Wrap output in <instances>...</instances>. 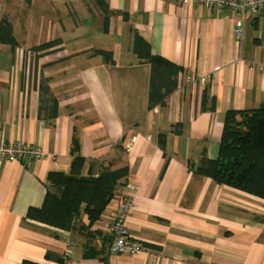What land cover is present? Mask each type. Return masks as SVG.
<instances>
[{
    "label": "crops",
    "instance_id": "1",
    "mask_svg": "<svg viewBox=\"0 0 264 264\" xmlns=\"http://www.w3.org/2000/svg\"><path fill=\"white\" fill-rule=\"evenodd\" d=\"M107 5L108 25L94 0H0L19 45L12 53L0 43V142L45 154L0 164V264H58L48 254L70 264H103L102 256L109 264H264V200L191 170L203 156L217 159L228 111L264 107V12L165 0ZM136 35L151 55L183 68L158 104H150L151 66L134 52ZM74 135L85 174L100 161L128 165V179L89 233L25 223L44 203L48 174L70 172ZM125 197L133 199L129 232L146 249L111 255L110 227ZM82 222L89 225L87 216Z\"/></svg>",
    "mask_w": 264,
    "mask_h": 264
},
{
    "label": "trees",
    "instance_id": "2",
    "mask_svg": "<svg viewBox=\"0 0 264 264\" xmlns=\"http://www.w3.org/2000/svg\"><path fill=\"white\" fill-rule=\"evenodd\" d=\"M94 1L105 14L108 25L111 14L108 13L107 0ZM0 43L8 44L12 53L19 46L8 15L0 18ZM57 44L59 41L56 40L34 47L31 51L39 54L41 51L51 50ZM133 49L140 60L151 66L150 104L164 101L176 89L178 76L183 68L151 55L150 45L139 35L135 36ZM95 55L104 57L107 61L113 58L112 52L103 50L96 51ZM112 62L114 63L113 60ZM207 101L208 95L204 94L203 103L206 105ZM211 105H215L214 98H211ZM72 146L73 162L70 172L48 174L44 203L40 208L28 210L25 223H40L61 231H73L79 225L81 232L85 230L89 233L102 220L103 213L115 199L117 187L128 179V165L113 169L100 161L88 163L89 170L85 174L87 160L80 154L76 135L73 136ZM97 166L100 170L95 173ZM191 170L195 175L209 178L220 186L240 190L264 200V107L258 110L228 111L217 159L203 156ZM84 216L88 218V226L82 222ZM47 259L58 264L65 262V258L54 254H48ZM99 259L103 264H109L106 257ZM22 264L41 263L24 261Z\"/></svg>",
    "mask_w": 264,
    "mask_h": 264
},
{
    "label": "built area",
    "instance_id": "3",
    "mask_svg": "<svg viewBox=\"0 0 264 264\" xmlns=\"http://www.w3.org/2000/svg\"><path fill=\"white\" fill-rule=\"evenodd\" d=\"M175 1L181 5H197L208 11L229 10L233 13H241L245 16H258L264 12V0H165ZM244 20L236 22V34L242 37ZM264 74V66H261ZM43 150L37 145L22 143H5L0 142V164L11 162H31L41 160L44 157ZM118 211L110 227L112 241L109 246L111 255H119L122 253L139 254L146 249L143 243L135 239L129 232L127 227V215L133 206L131 197L123 198L118 203ZM66 257L63 264H70Z\"/></svg>",
    "mask_w": 264,
    "mask_h": 264
},
{
    "label": "rangeland",
    "instance_id": "4",
    "mask_svg": "<svg viewBox=\"0 0 264 264\" xmlns=\"http://www.w3.org/2000/svg\"><path fill=\"white\" fill-rule=\"evenodd\" d=\"M3 15H6V14H3ZM10 19H11V17H10Z\"/></svg>",
    "mask_w": 264,
    "mask_h": 264
}]
</instances>
